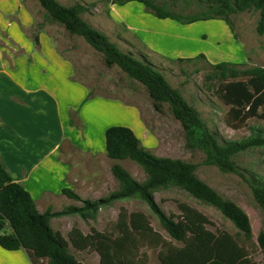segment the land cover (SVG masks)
Returning <instances> with one entry per match:
<instances>
[{
	"label": "trees",
	"instance_id": "16d2710c",
	"mask_svg": "<svg viewBox=\"0 0 264 264\" xmlns=\"http://www.w3.org/2000/svg\"><path fill=\"white\" fill-rule=\"evenodd\" d=\"M35 1L71 35L82 37L101 53L108 68L118 66L130 79L143 85L156 111L160 112L163 105L168 104L184 129L189 147L205 154L206 165L242 176L248 182L255 202L264 211V176L253 170L243 171L236 162L242 153L264 149V128L251 126V135L242 140L224 139L218 130L208 127L199 111L180 90L171 86L148 54L140 50L123 51L106 33L82 17L85 13H95V2H76L66 6L58 0ZM99 1L107 6L137 1L144 5L147 13L182 24L221 19L230 27L236 40L238 35L232 16L256 10L259 12L256 30L264 36V0H194L200 7L194 13L174 10L177 5H189L193 0ZM34 41L39 45L38 36L34 37ZM173 61L206 63L209 70L204 78L205 84L222 103L230 107L226 118L228 126L239 128L248 119L264 117V67L233 62L214 64L204 54ZM71 116V125L82 128L75 122L78 111L71 110ZM105 141L107 157L134 162L143 169L146 178L138 181L121 164L115 163L111 173L119 183L117 190L105 197L89 200L83 199L72 188H64V195L82 204L58 212L50 209L40 212L30 192L13 179L0 157L1 248L7 251L25 250L32 264H83L71 252V247L79 252H96L100 264H150L149 249H158L159 264H259L253 258L252 249L258 246L264 252V231L254 241L247 213L202 181L196 164L154 155L127 126L107 128ZM167 190L181 191L204 205L214 207L231 221L237 230L236 235L210 230L207 217L186 202L178 201V215L167 214L156 200L157 193ZM132 199L145 203L150 214L158 219L176 244L153 228L144 211L130 212L124 207L120 208L117 220L107 231L91 227L90 232L85 234L78 226H73L65 239L51 227L53 217L64 215H77L85 222L97 221L101 209Z\"/></svg>",
	"mask_w": 264,
	"mask_h": 264
},
{
	"label": "crops",
	"instance_id": "0c3cea01",
	"mask_svg": "<svg viewBox=\"0 0 264 264\" xmlns=\"http://www.w3.org/2000/svg\"><path fill=\"white\" fill-rule=\"evenodd\" d=\"M35 14L25 0H0V39L6 40L5 33L7 41L18 48L9 58L0 51V157L13 179L30 192L40 212H58L82 204L62 193L68 187L79 194L73 183L78 179H68L72 171L70 157L98 158L111 168L118 160L106 155L107 128L130 127L141 140L144 127L140 110L134 104L105 97L85 102L87 86L74 80L73 65L57 50L52 37L45 30H38L43 25L36 22ZM103 21L106 25L100 27L113 29L119 38L137 39L150 58L154 55L175 60L204 54L214 64L247 61L243 43L235 39L221 19L182 24L147 13L142 3L134 1L107 6ZM82 102L85 103L75 121L83 126L79 131L69 128V113ZM120 113L124 119L120 120ZM77 219L81 218L53 217L51 227L67 239ZM0 264L32 263L25 250L7 251L0 247Z\"/></svg>",
	"mask_w": 264,
	"mask_h": 264
},
{
	"label": "rangeland",
	"instance_id": "374dc122",
	"mask_svg": "<svg viewBox=\"0 0 264 264\" xmlns=\"http://www.w3.org/2000/svg\"><path fill=\"white\" fill-rule=\"evenodd\" d=\"M25 1L30 3L32 9L36 11V22H40L43 25V28L39 26L38 30H45L52 37L57 50L73 65L75 71L74 80H80L87 86L85 102L105 97L136 105L140 110L144 127L143 135L141 136L142 144L156 156L182 159L196 164L198 177L202 181L215 189L224 198L236 203L247 213L251 222L254 241H256L258 234L264 231V211L255 202L248 182L239 174L225 173L216 166L206 165L204 163L205 154L199 149L189 147L184 129L181 123L175 119L168 104L165 103L160 112L156 111L143 85L130 79L118 66L108 68L101 53L93 49L82 37L71 35L61 24L51 19L37 1ZM58 1L66 6L76 2L85 4L95 2V13L82 15L87 22L103 29L105 32H109L110 39L117 43L123 51L131 50L136 52L140 50L142 53L148 54V51L137 39L130 36L119 38L113 29L100 27L102 24L106 25L103 21L106 19V3L99 0ZM157 1L161 2L163 0ZM96 9H99L98 13ZM174 10L176 12L194 13L199 11L200 7L193 0V3L189 5L182 3L177 5ZM232 19L238 39L245 47L246 64L248 66L257 65L264 67V36L259 35L256 30L259 12L252 10L237 13L232 16ZM33 29L34 32L37 31L36 24ZM3 36L6 37V40L0 39V51L9 58L10 55L17 53L18 48L7 41V34L3 33ZM132 45H135V47ZM151 59L165 74L171 86L178 88L186 100L199 111L208 127L212 130H218L224 139L242 140L251 135V126L264 128V117L262 116L248 119L239 128H232L226 124L230 107L222 103L205 84L204 78L209 69L204 61H200L197 64H193V62L178 63L154 55L151 56ZM85 102H82L80 107L70 109L69 128L74 127L79 131L83 129V127L78 128L71 125L70 120L72 117L71 110L78 111L79 114L81 106ZM119 118L120 120L124 119L122 113L119 114ZM236 162L243 171L244 169L253 170L264 176V149H255L242 153L237 157ZM70 163L72 171L68 179L70 181L75 178L78 179V182L73 183L75 189L83 198L105 197L119 188V183L113 177L110 166H107L98 158H83L80 155H75L70 157ZM117 163L127 169L136 180L143 181L146 178L143 169L134 162L118 160ZM243 173L246 174L245 172ZM156 200L167 214L175 215L179 214L178 201L186 202L207 217L209 221L207 227L210 230L228 232L232 235L237 233L231 221L226 219L218 210L196 201L181 191L167 190L159 192L156 194ZM121 207L126 208L130 212L136 210L144 211L149 216L153 228L167 240L176 244L161 226L158 219L150 214L145 203L136 199L115 202L111 207H106L99 211L97 221L90 220L85 222L82 219H77L78 221H74L72 227L79 225L88 232H90L91 227L101 231L110 230L118 218ZM147 251L150 257V264H159L158 249H149ZM71 252L83 264H98V254L96 252H79L72 247ZM252 254L257 263L264 264V252L258 246L253 247Z\"/></svg>",
	"mask_w": 264,
	"mask_h": 264
},
{
	"label": "built area",
	"instance_id": "2783aa9c",
	"mask_svg": "<svg viewBox=\"0 0 264 264\" xmlns=\"http://www.w3.org/2000/svg\"><path fill=\"white\" fill-rule=\"evenodd\" d=\"M1 233V232H0Z\"/></svg>",
	"mask_w": 264,
	"mask_h": 264
}]
</instances>
